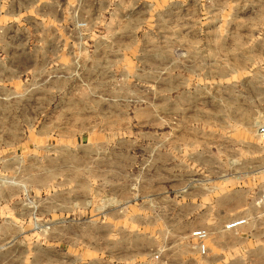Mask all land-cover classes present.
<instances>
[{"label":"rangeland","instance_id":"374dc122","mask_svg":"<svg viewBox=\"0 0 264 264\" xmlns=\"http://www.w3.org/2000/svg\"><path fill=\"white\" fill-rule=\"evenodd\" d=\"M57 2L66 22L55 29L46 21L42 27L47 37H58L65 58L34 70L37 60L31 53L41 46L32 42L35 28L0 29L15 36L10 59L0 61L15 80L13 86L0 85V94L6 87L11 95L7 105H0V196L9 192L7 186L16 187L7 207L14 214L28 208L31 218L24 222L33 229L8 236L12 254L6 257L16 264H139L162 254L170 264L203 260L192 241L181 236V225L167 215L175 208L168 199L182 195L163 190L154 197V191L198 175L187 169L193 158L188 139L200 132L239 133L255 147L264 146L259 134L264 126V0H139L141 27L134 34L123 33L130 30L126 27L112 28L116 43L105 41L112 35L107 7L111 3L114 9L119 0ZM9 5L0 0V9ZM169 62L172 73L166 70ZM167 151L174 153L175 171L166 168ZM116 162L124 165L120 178L111 168L97 173L102 178L96 182L82 181L86 172L71 167ZM251 163L257 185L264 181V173H258L264 161L255 148ZM39 175H44L42 184ZM106 176L109 187L120 181L126 196L119 206L120 234L102 214L117 203L89 198L73 204L77 186H106L101 183ZM95 191L89 189L91 196Z\"/></svg>","mask_w":264,"mask_h":264},{"label":"crops","instance_id":"0c3cea01","mask_svg":"<svg viewBox=\"0 0 264 264\" xmlns=\"http://www.w3.org/2000/svg\"><path fill=\"white\" fill-rule=\"evenodd\" d=\"M7 1L10 2L9 7L7 9H0V21L2 19L6 20L4 25L0 23V29L15 27L18 30L21 28L23 31H32V27L35 28V40L32 42H38L41 46L39 48L40 52L31 53L33 58L37 60L33 68L34 70L37 69L36 66L39 64L45 66L46 62L49 60L65 58L63 54L61 55V52L59 53V48L57 46L59 44L58 37H55V39L49 36L47 37V33L42 27L45 25L46 21L55 29H57L58 26L62 27L66 22L64 19L62 20V14L60 7L57 5V0H53L52 2H46L45 0ZM126 2L127 0H119L118 5H116L114 9H112L111 3H108L107 13L110 18L107 27L112 35H108L105 39L107 43H116L117 37L113 35L111 31L112 28L126 27L130 30H124L123 33L131 32L134 34L135 31L141 27V21L138 17L139 0H133L132 4L128 6ZM27 23H30L32 26L27 28ZM55 29L54 32L57 31ZM2 34L3 32L0 34V43H4L6 47L1 46L0 61L10 59L12 53H10L11 47L9 45L10 43H14L15 38V36L9 35L7 32ZM27 42L28 41H26V43ZM49 43H54L55 46L46 45ZM50 48H52V50H49ZM172 65L173 63L170 62L167 64L166 70L168 72L172 73L174 71V69L170 67ZM14 81L11 69L7 67L0 68V85L2 87L8 85L13 86L15 83ZM1 92L0 105H7L11 97V95L8 94L9 90L5 87L2 88ZM51 102L52 101H48V104H51ZM245 138L239 133L224 135L223 137L222 134L201 132L198 133L197 136L191 137L188 139V143L193 158L187 163V169L191 173H198V175L191 174L188 177V181L182 185H167L165 188L161 187L154 191V197L161 194L163 190L182 195L179 200L176 198L168 199L174 204L175 208L167 215L170 216V219L173 220L176 227L181 225V236L188 237L193 243L192 249L196 251L199 257L203 258V260H197L192 263L184 262L183 264H264V210L259 204L264 190V181L254 185V167L251 163L254 148L261 156V160L264 161V146L255 147L252 142L245 140ZM223 140H230L228 146L223 145ZM223 156L227 157L228 160L223 158ZM165 157L167 170L175 171L174 162L176 158L174 157V153L167 151ZM119 163L120 162L114 163L112 167L104 164L90 166L88 164L75 163L71 165V167L74 168L76 172H83L81 174L86 172L85 175H80L81 177L84 176L82 181L86 180V182H90L93 180L92 182H96V180L102 178L101 174L97 173H109L111 168L117 171V175L114 178L119 179L120 172H124V165L121 167ZM179 164H181V162L178 163V166ZM50 167L52 168V166H49V168ZM53 171L57 172L58 167L53 166ZM222 172H229V174L223 176ZM258 173H264V169L258 171ZM43 176L44 175H39V182H41V184L45 180V178L42 179ZM80 176L76 174L75 177L81 178ZM109 178V176H106L101 180V183H107L106 186L105 184L95 186L89 183L87 185L82 184L81 186H77V189L71 192L73 194V204L75 207H78V203H87L90 199L92 202L97 199L96 202L99 201L104 204H109L111 202L117 203L118 205L114 206L111 212H107L106 210L102 214L105 220L106 218L111 220L113 226L117 229V234H120V230L124 229L121 226L124 216L121 214L122 212L119 210V206L126 202V196L122 193L123 188H121L120 181L117 182L116 185L114 184L109 187ZM92 187L95 188V190L97 189V191H95V195L93 193L91 196L89 189ZM104 187L111 188V190L105 193ZM7 188L10 189L8 190L9 192L0 196V219L5 218L7 220L6 222H1L2 224L0 223V264H16V261L6 257L8 253L12 254V247L8 246L9 242H7V238L9 235L28 234L30 231H33V229H31L29 223L26 225L24 222L27 220V217L31 218V213L28 208L25 209L26 213L14 214L10 211L9 207H7L11 196L18 191L14 190V192H10L16 188L13 186H7L6 189ZM82 196H86V199L81 200L80 198ZM60 198L59 204L61 203ZM61 206L62 205H58V203L55 205L57 212H60ZM58 217L59 220H55L61 223L62 217L61 215H56L55 210V218ZM135 218L140 219L137 215H135ZM238 220H246V223L237 229H227L228 225ZM198 231H206L208 233V239L205 242L207 252L204 255L201 252L199 241L193 237V234ZM226 253L229 254L230 258H225L227 257ZM78 263L79 262L66 263L59 260L48 261L47 263H42L41 261L33 262V264ZM81 264L111 263L106 261H89ZM123 264L127 263L125 262ZM139 264L170 263L168 258L162 254L153 255L150 262Z\"/></svg>","mask_w":264,"mask_h":264},{"label":"built area","instance_id":"2783aa9c","mask_svg":"<svg viewBox=\"0 0 264 264\" xmlns=\"http://www.w3.org/2000/svg\"><path fill=\"white\" fill-rule=\"evenodd\" d=\"M259 134L261 136H264V126L259 129ZM259 204H260L261 208L264 210V190L262 192V196H261V200H260ZM245 223H246V220H238V221H235V222L231 223L230 225H228L227 229L228 230L237 229L238 227L244 225ZM193 237L199 241V246H200L201 252L204 255L207 252L205 242L208 239V233L206 231H198V232L193 234Z\"/></svg>","mask_w":264,"mask_h":264}]
</instances>
